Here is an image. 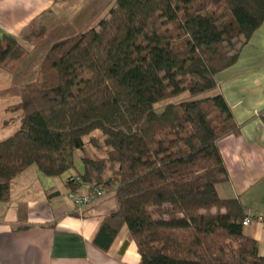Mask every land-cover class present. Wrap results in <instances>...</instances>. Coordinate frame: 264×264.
<instances>
[{"label":"trees","instance_id":"16d2710c","mask_svg":"<svg viewBox=\"0 0 264 264\" xmlns=\"http://www.w3.org/2000/svg\"><path fill=\"white\" fill-rule=\"evenodd\" d=\"M264 22V0H114L97 28L52 43L36 80L0 90L20 100L19 129L0 140V201L35 165L113 192L94 244L107 251L122 227L138 264H264L243 233L247 215L221 198L217 141L236 126L216 76ZM25 54L0 38V67ZM187 91L193 98L154 104ZM94 131L100 137L92 135ZM102 157L80 154L85 141Z\"/></svg>","mask_w":264,"mask_h":264},{"label":"crops","instance_id":"0c3cea01","mask_svg":"<svg viewBox=\"0 0 264 264\" xmlns=\"http://www.w3.org/2000/svg\"><path fill=\"white\" fill-rule=\"evenodd\" d=\"M91 1L0 0V38L18 40L36 20L41 29L49 27L57 22L49 21V14L64 18ZM98 1L103 4L97 16L114 0ZM216 79L215 93L225 99L236 126L235 132L217 141L226 169V178L216 185L217 194L238 199L251 217L264 214V22L235 63ZM79 155L75 154V166L82 172ZM71 174L46 176L32 165L11 180L7 200L0 201V264H138L125 227L107 251L94 244L102 220L116 210L113 192L104 190L103 197L78 212L67 195L71 189L66 178ZM242 231L257 241L258 254L264 257V221L253 219ZM124 241L128 244L120 253Z\"/></svg>","mask_w":264,"mask_h":264},{"label":"rangeland","instance_id":"374dc122","mask_svg":"<svg viewBox=\"0 0 264 264\" xmlns=\"http://www.w3.org/2000/svg\"><path fill=\"white\" fill-rule=\"evenodd\" d=\"M102 4L98 0H92L88 2L85 9H74L73 13L64 18L58 16V19H56L57 17L48 13L47 18L49 21L57 20V22H50V26L48 27L46 25L43 29L38 26V20H36L32 28L24 31L18 39L25 54L17 59L9 60L5 67H0V90L14 85L34 82L37 77L38 66L52 43L83 32L89 28H97L98 21L108 15L109 7L100 15H94L101 8ZM26 34H30L31 38L27 37ZM190 99L193 98L189 93L183 91L179 95L154 104L153 107L154 110L159 111L168 103H178ZM21 116L22 109L20 108V100L18 97L0 96V140L7 138L19 129ZM4 118L8 125L2 123ZM92 135L100 137L98 131H94ZM84 141L85 145L82 151L78 153L90 158L103 156L104 149L97 150L93 148L88 143V137H84Z\"/></svg>","mask_w":264,"mask_h":264},{"label":"built area","instance_id":"2783aa9c","mask_svg":"<svg viewBox=\"0 0 264 264\" xmlns=\"http://www.w3.org/2000/svg\"><path fill=\"white\" fill-rule=\"evenodd\" d=\"M74 183L77 184V187L70 190L67 195L73 201L78 212L84 211L93 199H99L104 195L105 191L102 186L83 182L79 176L74 178ZM253 219L264 221V214H258L254 217L246 215L242 220V226H247Z\"/></svg>","mask_w":264,"mask_h":264},{"label":"water","instance_id":"95a60500","mask_svg":"<svg viewBox=\"0 0 264 264\" xmlns=\"http://www.w3.org/2000/svg\"><path fill=\"white\" fill-rule=\"evenodd\" d=\"M127 244H128V241H124V242H123V244H122V246H121V248H120V253H123V251H124V249L126 248Z\"/></svg>","mask_w":264,"mask_h":264}]
</instances>
